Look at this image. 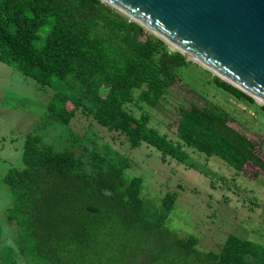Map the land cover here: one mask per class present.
Segmentation results:
<instances>
[{"label":"trees","instance_id":"trees-1","mask_svg":"<svg viewBox=\"0 0 264 264\" xmlns=\"http://www.w3.org/2000/svg\"><path fill=\"white\" fill-rule=\"evenodd\" d=\"M0 62L52 91L44 111L51 126L66 127L80 112L130 148L151 146L207 177L192 155L218 158L236 175L248 166L264 173V106L216 76L213 87L252 115L200 95L202 105L179 96L172 103L179 83L195 94L183 72L196 65L100 0H0ZM130 104L167 110L173 136L150 126L147 110L135 117ZM81 141L26 136L21 166L1 179L9 239L0 225V264H264V245L230 234L205 251L194 236L172 232L175 195L155 208L143 179L127 176L126 157Z\"/></svg>","mask_w":264,"mask_h":264},{"label":"rangeland","instance_id":"rangeland-1","mask_svg":"<svg viewBox=\"0 0 264 264\" xmlns=\"http://www.w3.org/2000/svg\"><path fill=\"white\" fill-rule=\"evenodd\" d=\"M194 64L195 68L190 67V71L183 72V78L195 90H192L195 94L179 83V95L174 96L172 103H178L179 96L186 106L202 105L204 101L198 97L200 95L229 111L230 108L234 109V115L240 109H247L215 89L211 83V76L215 75ZM51 94L50 89L38 88L33 79L0 62V225L4 227V241L8 237L5 221L1 219L5 215L7 193L1 179L8 169L21 166V150L26 136H39L47 145L61 146L74 135L87 147L95 142L100 148L107 147L126 157L130 164L127 176L143 179L142 195L155 208H160L167 193L174 194L175 202L166 227L180 237L194 236L202 250L217 249L230 234L264 245V173L256 167L248 166L244 176L236 175L218 158L192 155L212 174L207 177L171 159L163 160L161 154L151 146L141 144L130 148L123 138L99 127L80 112L66 127L51 126L44 117L45 105ZM127 108L135 117L147 110L150 126L170 138L173 136L174 128L167 110L154 112L147 107L139 110L133 104ZM245 112L251 114L249 109ZM259 122L264 123L261 119ZM167 124L170 128H167ZM262 157L264 159V154ZM257 171L261 176L255 178ZM12 224L8 223L10 227H13Z\"/></svg>","mask_w":264,"mask_h":264},{"label":"water","instance_id":"water-1","mask_svg":"<svg viewBox=\"0 0 264 264\" xmlns=\"http://www.w3.org/2000/svg\"><path fill=\"white\" fill-rule=\"evenodd\" d=\"M100 1L264 106V0Z\"/></svg>","mask_w":264,"mask_h":264},{"label":"bare ground","instance_id":"bare-ground-1","mask_svg":"<svg viewBox=\"0 0 264 264\" xmlns=\"http://www.w3.org/2000/svg\"><path fill=\"white\" fill-rule=\"evenodd\" d=\"M259 102V101H258ZM260 103V102H259ZM262 104V103H261Z\"/></svg>","mask_w":264,"mask_h":264}]
</instances>
